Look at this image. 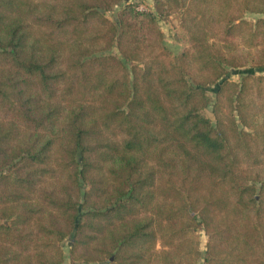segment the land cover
I'll return each instance as SVG.
<instances>
[{
	"label": "trees",
	"instance_id": "trees-1",
	"mask_svg": "<svg viewBox=\"0 0 264 264\" xmlns=\"http://www.w3.org/2000/svg\"><path fill=\"white\" fill-rule=\"evenodd\" d=\"M122 1L0 0V264H264V0Z\"/></svg>",
	"mask_w": 264,
	"mask_h": 264
},
{
	"label": "rangeland",
	"instance_id": "rangeland-1",
	"mask_svg": "<svg viewBox=\"0 0 264 264\" xmlns=\"http://www.w3.org/2000/svg\"><path fill=\"white\" fill-rule=\"evenodd\" d=\"M131 1L137 4L141 2L144 6L152 8L154 0H131ZM123 3H126V1L123 0L121 4ZM108 15L111 16L112 14L108 13ZM159 24L161 28L164 30L166 44L172 49L173 53L179 52L183 48L184 44L176 39V33H177V28L175 27L176 22L175 21L166 22L164 20H161ZM241 69L242 68H232L230 71V79L238 80L241 75V73L239 72ZM205 111L208 115L213 116V113L211 112L210 108L206 109ZM199 234L201 240V248L204 250L206 248V243L208 242V235L203 230H200ZM63 244L66 253H68L70 247V239H66ZM63 264H71V261L68 256ZM199 264H201V262Z\"/></svg>",
	"mask_w": 264,
	"mask_h": 264
},
{
	"label": "built area",
	"instance_id": "built-area-1",
	"mask_svg": "<svg viewBox=\"0 0 264 264\" xmlns=\"http://www.w3.org/2000/svg\"><path fill=\"white\" fill-rule=\"evenodd\" d=\"M140 9H150V7L144 6L141 2L138 4Z\"/></svg>",
	"mask_w": 264,
	"mask_h": 264
}]
</instances>
